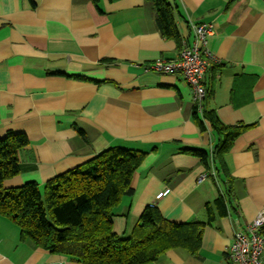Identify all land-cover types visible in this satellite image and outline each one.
I'll use <instances>...</instances> for the list:
<instances>
[{
  "label": "crops",
  "instance_id": "1",
  "mask_svg": "<svg viewBox=\"0 0 264 264\" xmlns=\"http://www.w3.org/2000/svg\"><path fill=\"white\" fill-rule=\"evenodd\" d=\"M33 1L0 0V139L13 131L30 141L20 173L4 186H42L113 146L147 152L116 208L115 232L130 236L157 199L166 219L206 225L197 253L172 248L147 264H230L236 230L264 210V0H170L180 43L162 35L151 0ZM203 22L214 25L208 47L216 58L206 108L227 125L256 124L236 138L226 169L198 182L206 166L185 148L210 151L220 137L199 111L207 128L194 117L182 73L145 66L178 58L194 40L191 24ZM220 195L226 214L215 205ZM0 264L81 263L22 239L0 215Z\"/></svg>",
  "mask_w": 264,
  "mask_h": 264
},
{
  "label": "trees",
  "instance_id": "2",
  "mask_svg": "<svg viewBox=\"0 0 264 264\" xmlns=\"http://www.w3.org/2000/svg\"><path fill=\"white\" fill-rule=\"evenodd\" d=\"M93 1L97 4L99 0ZM151 1L162 35L180 43L175 8L170 0ZM31 2L34 4L33 0ZM211 94L207 88L201 114L220 139L210 151L202 148H185V151L199 156L207 172L213 167L216 175H220L221 170L226 169L224 156L236 138L256 123H223L215 110L206 108ZM194 117L202 129L207 128L197 106ZM78 132L86 136L83 129L78 128ZM29 143L26 134L13 131L0 139V215L20 227L22 239H30L38 247L66 255L81 264H147L172 248H185L192 254L198 252L206 222H173L156 206L144 209L130 236L122 237L115 232L116 208L125 195L132 194L133 175L147 152L113 146L84 164L50 178L42 186L28 181L20 186L5 187L6 179L20 173L19 153ZM215 205L219 214L227 213L222 195ZM213 219L214 213L209 206L208 222Z\"/></svg>",
  "mask_w": 264,
  "mask_h": 264
},
{
  "label": "built area",
  "instance_id": "3",
  "mask_svg": "<svg viewBox=\"0 0 264 264\" xmlns=\"http://www.w3.org/2000/svg\"><path fill=\"white\" fill-rule=\"evenodd\" d=\"M194 40L183 43L179 57L176 59L158 58L146 64L147 71L161 74L180 72L194 92V103L200 113L203 112L207 96L206 77L216 58L208 47L209 37L214 33L212 23H192ZM208 175L216 176L215 169L202 174L198 182H202ZM164 194L159 196L161 198ZM157 199L150 203L156 206ZM230 264H264V210L246 226L236 230L234 240L228 250Z\"/></svg>",
  "mask_w": 264,
  "mask_h": 264
}]
</instances>
